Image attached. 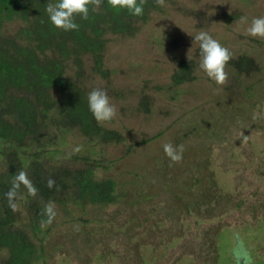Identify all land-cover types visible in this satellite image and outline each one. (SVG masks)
<instances>
[{
    "label": "trees",
    "instance_id": "trees-1",
    "mask_svg": "<svg viewBox=\"0 0 264 264\" xmlns=\"http://www.w3.org/2000/svg\"><path fill=\"white\" fill-rule=\"evenodd\" d=\"M138 2L142 3L143 13L134 16L125 9H113L110 0H89L88 16L76 15L79 27L64 31L51 24L46 12L54 0H0V264H46L47 256L53 257V251L64 247L63 234H74L77 242L80 229L88 227L89 222L101 224L100 220L86 216L89 210V214H98L126 203V210L130 209L126 222L131 229L166 210L169 213L159 219L166 221L171 215L173 223L177 219L176 225H183L179 220L187 215L202 227L218 216L214 215L218 213L219 202L226 204L228 195L209 174L211 153L214 145H224L226 133L233 125L264 130L262 121L253 112L258 107L256 97L264 94L262 61L254 53L228 48L231 52L225 67L228 78L221 92L214 95L213 89L208 94L193 91V103L199 113L195 120L193 116L180 122L179 129L175 128L177 125L166 128H171L170 141L184 148L181 160L167 157L161 143L148 146L162 131L154 136L146 133L150 138L146 136V140L131 144L130 125L121 127L117 120L106 126L104 121L97 122L92 117L87 93L98 88L94 83L97 75L105 80L100 88L109 92L115 87L113 79L107 77L108 66H103L107 35L131 37L152 11L162 8L160 0ZM192 12L198 18L203 17L201 25L205 20L208 24L203 12ZM224 18L228 22L233 20V16ZM176 61L172 84L157 86L158 89L200 82L194 74L200 61L198 47L189 58ZM88 62L92 63L91 71L86 67ZM141 92L145 93L144 87ZM228 92L231 94L227 95ZM118 95L122 96L120 92ZM149 108L150 100L145 97L133 107L123 105L121 110L125 118L129 116L126 122L130 123L134 119L130 116L148 112ZM197 152L203 156L202 160L195 157ZM122 158L125 159L120 162ZM190 165L199 169L198 176L186 178ZM21 171L27 174L36 192L33 194L21 184L11 202L15 204L13 208L6 193ZM49 180L54 182L51 187ZM163 198L170 201L162 202ZM239 199L233 200L236 208L242 206ZM161 202L165 207L160 206ZM48 205L55 211L50 222L45 213ZM222 223L219 221V226ZM159 224L155 220L145 234L168 231ZM58 225L71 227L60 230ZM155 225L158 231H154ZM121 227L124 228V222ZM219 228L216 231L205 228L201 233L197 229L192 235L177 233L173 238L184 239L185 247L188 249L190 244L195 256V245L199 246L196 263L198 260L202 264L208 257L216 264L217 242L212 232L217 234ZM92 232V228L84 229L83 241ZM199 233L203 235L197 236ZM45 239L49 240L52 254ZM75 251V255H81L82 250ZM74 253L71 252L72 256ZM88 255L86 262L94 263L96 253ZM99 255L105 259L116 256L112 252L111 256L103 252Z\"/></svg>",
    "mask_w": 264,
    "mask_h": 264
},
{
    "label": "rangeland",
    "instance_id": "rangeland-1",
    "mask_svg": "<svg viewBox=\"0 0 264 264\" xmlns=\"http://www.w3.org/2000/svg\"><path fill=\"white\" fill-rule=\"evenodd\" d=\"M160 6L161 10L152 11L147 20L140 23L133 36L108 34L107 46L102 52L103 66H108L107 77L112 78L115 84L107 94L117 109L114 118L104 123L111 126L114 124L113 121L118 120L117 125L121 127L130 125L133 133L128 139L131 144L146 140L148 135L154 136L162 131V135L150 141L148 144L150 148L153 144L156 146L161 143L163 146L172 139L169 136L171 132L168 133L171 128L166 130L167 126L180 125V122H186L193 116L195 120L199 113L196 111V104L193 103V91L208 94L213 89V94L218 95L226 85L209 81L198 66L194 74L199 76L200 82L195 80L192 83L173 86L169 90L157 88L172 84L171 74L176 69V59L182 61L193 54L198 42L192 36L198 31L209 32L223 46L233 51L254 53L256 58L264 62V38L249 37L244 33L245 27L253 17L264 15V0H160ZM192 11L203 12L205 18L209 19L208 24L204 19L205 24L201 25L200 18L203 17L198 18ZM225 16H233V20L228 22ZM262 63L261 66L264 68ZM86 67L91 71L92 63L88 62ZM261 75L264 77V71ZM94 77L95 86L100 88L105 80L98 75ZM142 87L145 93L141 92ZM119 92L122 96L118 95ZM229 94L231 93L228 92L227 95ZM145 97L150 100L149 111L141 112L136 117L130 116L134 119L127 123L129 116L125 118L121 107L123 105L133 107ZM255 100L258 107L253 112L257 113L256 118L264 125V94ZM145 118L149 120L145 121ZM200 121L209 125L204 120ZM179 125L175 128L179 129ZM246 127L233 125L226 133L224 145H214L211 153L213 160L209 174L215 177L224 194L228 195L226 204L219 202V208L216 209L218 213L214 215H218L217 217L206 221L200 227L191 216L186 215L179 220L184 223V227L182 224L176 225L177 219L173 220L175 221L173 223L171 215L168 217L169 220L159 219L169 213L166 210L159 212L158 216L150 217L145 223L143 219L146 215H142L143 225L136 224L131 229L130 224L126 222L130 211L126 210V203L98 214H89L91 211L89 210L86 216L96 221L100 220L101 224L89 222L88 227L80 229L82 232L77 236V242L74 240V234H63L61 236L65 242L63 250L57 249L52 252L53 254L48 244L49 240L45 239L46 248L53 255L47 256L46 264H199L198 260L195 262L196 257L197 259L199 257V246L195 245L196 256L192 255L193 248H190V244L187 249L182 241L184 239L173 237L178 236L177 233L192 235L197 229L200 233L205 228L216 231L219 227L217 234L215 231L212 232L217 242L216 264H264V130H255L253 127L247 130ZM160 139L162 140L159 141ZM200 143L203 142H195L196 145ZM194 155L198 160L203 158L198 152ZM116 156H119L117 152ZM124 159H120V162ZM192 161H195L194 157ZM190 166L186 178L194 174L198 176L199 169L196 165ZM182 171L186 172V169ZM182 178L184 179L181 176L180 179ZM235 197L242 201L240 208L232 204ZM169 201L164 198L162 200ZM162 202L160 206L165 207V203ZM186 217L190 219L187 220ZM193 218L198 219L196 216ZM155 220L161 222L159 227L164 225L168 231L145 234L149 233L148 230L154 225ZM219 221L223 222L221 226L218 224ZM121 222H124V228L121 227ZM71 225L57 227L63 230L70 228ZM90 228L93 230L92 236L89 238L88 235L85 236L86 241H83L84 229ZM157 228L155 225L154 231H158ZM74 229L79 230L75 225ZM187 230L189 232H186ZM200 233L196 235L202 236ZM126 234L131 235L130 240ZM197 242L202 243L203 240ZM78 249L82 250L81 255H75V250ZM72 251L75 252L73 256ZM102 252L109 253V256L112 252L116 256L114 259L108 257L105 259L99 255ZM92 253H96L97 256L96 259L93 258L94 263L86 262L85 258ZM187 253L189 255H186ZM202 264L213 262L206 257Z\"/></svg>",
    "mask_w": 264,
    "mask_h": 264
},
{
    "label": "clouds",
    "instance_id": "clouds-1",
    "mask_svg": "<svg viewBox=\"0 0 264 264\" xmlns=\"http://www.w3.org/2000/svg\"><path fill=\"white\" fill-rule=\"evenodd\" d=\"M113 9H125L134 16L142 15V3L138 0H110ZM89 0H55L50 3L46 12L51 24L64 31L76 30L79 25L75 22L76 15L82 18L88 16ZM244 33L249 37L264 38V15L253 17L251 22L247 24ZM198 42L199 50V67L204 72L206 77L214 81L216 84H224L228 78V73L225 70L227 62L231 59L230 50L223 46L221 42L215 39L207 31H198L192 36ZM87 106L92 117L97 121H110L116 115L117 109L111 103L110 97L103 88H93L87 93ZM164 154L172 161L182 159L184 148L182 145H176L169 141L164 143ZM53 181H48V186L53 185ZM21 184L27 186L33 194L36 192L35 187L31 185L27 174L23 171L18 173L12 182L11 188L6 193L10 206L15 207L11 203L16 195V190ZM45 213L48 215L49 222L55 215L54 208L51 205L46 206Z\"/></svg>",
    "mask_w": 264,
    "mask_h": 264
},
{
    "label": "flooded vegetation",
    "instance_id": "flooded-vegetation-1",
    "mask_svg": "<svg viewBox=\"0 0 264 264\" xmlns=\"http://www.w3.org/2000/svg\"><path fill=\"white\" fill-rule=\"evenodd\" d=\"M51 1H53V0H51ZM54 2H55V0H54ZM107 38H108V36H107ZM134 73L136 74V69H134Z\"/></svg>",
    "mask_w": 264,
    "mask_h": 264
}]
</instances>
